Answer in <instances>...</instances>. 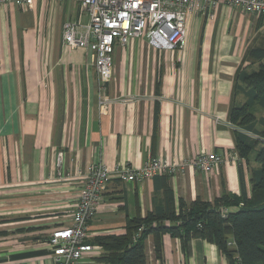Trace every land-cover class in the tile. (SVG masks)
<instances>
[{"label":"crops","instance_id":"1","mask_svg":"<svg viewBox=\"0 0 264 264\" xmlns=\"http://www.w3.org/2000/svg\"><path fill=\"white\" fill-rule=\"evenodd\" d=\"M68 20L88 22L73 0L0 9V264H53L47 240L71 224L84 173L95 163L140 167L154 158L181 162L201 153L223 160L209 174L189 168L139 184L111 179L87 227L94 250L79 264H106L98 261L103 252L95 239L124 235L127 220L154 221L197 199L213 203L243 193L251 199L256 149L239 156L235 133L257 137L235 126L229 113L245 101L235 89L237 71L257 66L243 59L247 47L264 41V16L221 5L211 18L207 12L187 16L181 49L155 50L145 38L116 45L104 86L91 51L63 44ZM102 97L107 102L100 108ZM160 244L156 257L153 235L145 239L146 264H228L201 238L165 232Z\"/></svg>","mask_w":264,"mask_h":264},{"label":"built area","instance_id":"2","mask_svg":"<svg viewBox=\"0 0 264 264\" xmlns=\"http://www.w3.org/2000/svg\"><path fill=\"white\" fill-rule=\"evenodd\" d=\"M88 22L66 21L62 26V42L71 49L84 48L92 53V64L104 86L112 77V54L116 45L145 38L155 50H176L184 47L185 24L189 15L207 12L213 17L221 5L238 10L244 16H264V0H73ZM33 0H0V9L7 5L29 8ZM103 90V87H101ZM107 99L101 98L100 105ZM63 154L58 152L55 166L60 171ZM223 160L213 153H201L181 162L154 158L140 167L103 163L90 165L84 173V183L78 194L71 224L49 236L53 264H79L94 250L87 243L88 223L94 219L102 203L103 191L111 179L126 183H142L158 175L183 174L194 169L209 174ZM60 176V172L58 173ZM241 206V204L239 205ZM224 217L228 210H221ZM235 249L234 242H227ZM233 264H241L238 256Z\"/></svg>","mask_w":264,"mask_h":264},{"label":"trees","instance_id":"3","mask_svg":"<svg viewBox=\"0 0 264 264\" xmlns=\"http://www.w3.org/2000/svg\"><path fill=\"white\" fill-rule=\"evenodd\" d=\"M264 41L247 47L243 61L257 64L251 71H237L235 89L244 96L242 105L230 108V121L235 126L257 137L251 139L242 133H235V149L239 156L247 158L256 149L254 161L259 168L252 172V197L222 196L213 203L196 200L186 206L180 203L178 213L157 216L151 221L127 220L124 235H106L95 239L96 246L102 250L98 261L106 264H146L144 242L149 235L154 238L156 257H160V236L165 232L183 240L201 238L213 243L233 264L234 257L241 264H264V119H255L254 107L264 110ZM259 125L261 129L256 128ZM241 204V206H239ZM235 206V212L223 217L222 208ZM178 222L175 228L164 227V221ZM233 241L235 249H228V241Z\"/></svg>","mask_w":264,"mask_h":264},{"label":"rangeland","instance_id":"4","mask_svg":"<svg viewBox=\"0 0 264 264\" xmlns=\"http://www.w3.org/2000/svg\"><path fill=\"white\" fill-rule=\"evenodd\" d=\"M196 15H198V13L196 14ZM256 18H259V17H256ZM208 20H211V19H209L208 18ZM215 31V30H214ZM217 36V35H216ZM262 32H259V33H257V40H263L262 39ZM214 37H215V35H214ZM115 48V47H114ZM264 62V61H263ZM112 67H113V60H112ZM111 74H112V71H111ZM254 112H255V118L256 119H259V118H262V117H264V110L263 109H260V108H257V109H255L254 110ZM257 128L258 129H261V127H259V126H257ZM255 154V152H253L252 153V155H254ZM228 249H231V250H234V249H232V248H228Z\"/></svg>","mask_w":264,"mask_h":264}]
</instances>
